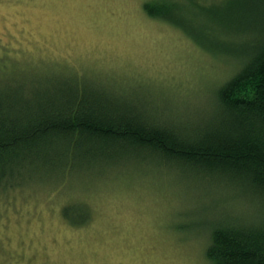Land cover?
<instances>
[{
    "label": "rangeland",
    "instance_id": "374dc122",
    "mask_svg": "<svg viewBox=\"0 0 264 264\" xmlns=\"http://www.w3.org/2000/svg\"><path fill=\"white\" fill-rule=\"evenodd\" d=\"M163 2L180 4L174 15L195 32L220 29L206 8L223 10L224 0H0V61L17 62L0 75L82 77L152 101L160 117L203 116L238 66L150 16L146 7ZM56 184L0 198V264H211L208 223L243 211L237 194L147 167L73 170ZM67 205L86 222L69 225Z\"/></svg>",
    "mask_w": 264,
    "mask_h": 264
},
{
    "label": "trees",
    "instance_id": "16d2710c",
    "mask_svg": "<svg viewBox=\"0 0 264 264\" xmlns=\"http://www.w3.org/2000/svg\"><path fill=\"white\" fill-rule=\"evenodd\" d=\"M224 1L223 10L206 8L220 29L202 25L197 32L174 15L180 4L146 7L237 64L203 116L160 117L152 101L82 77L0 75V198L30 182L60 190L73 170H164L215 184L242 203L241 216L208 223L211 264H264V0ZM16 63L3 57L0 72ZM61 213L71 226L86 222L73 205Z\"/></svg>",
    "mask_w": 264,
    "mask_h": 264
}]
</instances>
